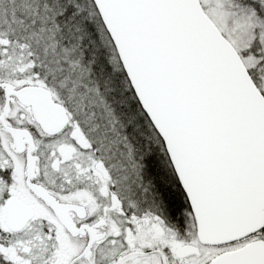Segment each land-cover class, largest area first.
Returning a JSON list of instances; mask_svg holds the SVG:
<instances>
[{"label":"snow or ice","instance_id":"6c2138e0","mask_svg":"<svg viewBox=\"0 0 264 264\" xmlns=\"http://www.w3.org/2000/svg\"><path fill=\"white\" fill-rule=\"evenodd\" d=\"M0 264H264V0H0Z\"/></svg>","mask_w":264,"mask_h":264}]
</instances>
